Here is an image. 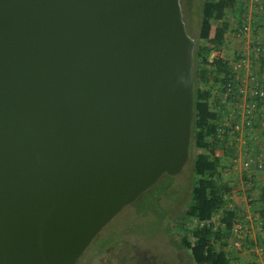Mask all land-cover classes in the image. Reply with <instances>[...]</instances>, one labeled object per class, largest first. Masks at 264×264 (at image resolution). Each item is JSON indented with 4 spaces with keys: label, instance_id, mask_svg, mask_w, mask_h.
<instances>
[{
    "label": "water",
    "instance_id": "obj_1",
    "mask_svg": "<svg viewBox=\"0 0 264 264\" xmlns=\"http://www.w3.org/2000/svg\"><path fill=\"white\" fill-rule=\"evenodd\" d=\"M179 0H0V264H75L188 161Z\"/></svg>",
    "mask_w": 264,
    "mask_h": 264
},
{
    "label": "rangeland",
    "instance_id": "obj_2",
    "mask_svg": "<svg viewBox=\"0 0 264 264\" xmlns=\"http://www.w3.org/2000/svg\"><path fill=\"white\" fill-rule=\"evenodd\" d=\"M201 2L202 0H179L186 33L193 40L198 32ZM213 28L214 25L211 26L210 35L213 33ZM206 62H212L211 58L208 57ZM203 89L211 92L209 99L211 110L215 112L222 110L225 104L221 103L219 84H208ZM230 108V106L227 107V114L230 113ZM222 116L226 117V114ZM221 118L223 119L220 117V120ZM254 134L245 141L248 153H264V136L261 137L259 133L256 134L257 136ZM199 153L202 151L190 150L188 147V160L192 155ZM219 159L222 160L219 166L220 172L214 174L213 178L219 184L229 188L225 196L224 208L235 211L234 225L238 226V229L235 232L231 230L218 239L216 248L224 251L231 264H264V220L258 219V212L262 207L259 195H263L264 192V166L248 179L247 174L232 168L229 151L221 152ZM163 176L166 177V175ZM163 176L154 185L155 187L153 186L158 190L163 187L158 192V206L159 209L161 208L159 214L150 218L145 215L142 218L131 217L133 223H130V227L122 226L118 233L121 235L127 230L133 231L132 234L118 238L117 233L116 236L110 233L111 241L102 229L104 232L100 231L101 236L98 234V237L94 239L97 241L105 238L109 242V247L101 251L97 243L91 242L92 244L86 248L75 264H80L82 256L90 252L93 256L95 255L94 264H194L189 252L180 244V241L182 237L189 240L185 231L194 226L193 222L182 220V218L184 208L189 203L190 189L195 178L193 179L191 175L188 161L176 176H167L168 179ZM161 217L164 224L159 230L157 221ZM216 219L217 217H213L210 221L214 228L218 227ZM88 261L87 258L86 264H91Z\"/></svg>",
    "mask_w": 264,
    "mask_h": 264
},
{
    "label": "trees",
    "instance_id": "obj_3",
    "mask_svg": "<svg viewBox=\"0 0 264 264\" xmlns=\"http://www.w3.org/2000/svg\"><path fill=\"white\" fill-rule=\"evenodd\" d=\"M233 5V0H202L199 10L198 32L194 39L193 99L189 149L201 150L202 153L192 155L188 160L191 175L195 179L190 189L189 203L183 211L182 220L193 222L194 226L185 231L189 240L182 237L180 241V244L189 252L194 264H231L224 251L221 248H216L215 245L218 239L232 230L236 215L234 210L224 208L225 196L228 194L229 188L219 184L213 178L214 174L220 172L219 166L222 161L219 157L214 156V152L216 150H221L223 153L227 151L224 149L225 138L219 140L216 134L224 108L222 107L219 112L212 111L209 102L211 92L208 89H203V87L218 83L220 99H222L224 85L231 80L230 68L224 60L216 58L210 63H207L206 60L210 53L219 52L223 45L225 24L220 23V26L214 29L210 35L212 23L222 21L225 11ZM154 187L141 194L103 228L105 232L103 230L102 232L107 238L108 236L110 238V233L114 236L117 233L116 237L118 238L132 234L133 231L127 230L123 231L121 235L118 233L122 226L130 227V223H133L132 218H142L144 215L150 218L159 214L161 208L159 209L158 206V192L163 187L160 190ZM259 201L262 207L259 209L258 219L264 220V192L263 195H259ZM213 217H217L216 224L218 227L216 228L210 224ZM157 223L159 230H161L164 224L162 217ZM93 242L97 243L101 251L109 247V242L105 238L97 241L94 239ZM94 256L90 252L84 257L82 256L81 262L86 264L88 258V262L94 264Z\"/></svg>",
    "mask_w": 264,
    "mask_h": 264
},
{
    "label": "built area",
    "instance_id": "obj_4",
    "mask_svg": "<svg viewBox=\"0 0 264 264\" xmlns=\"http://www.w3.org/2000/svg\"><path fill=\"white\" fill-rule=\"evenodd\" d=\"M248 9L236 33L246 43L248 73L243 85L238 87L235 74L230 72L231 80L224 85L221 102L231 107L230 113L222 116L216 134L219 140L225 138L224 149L231 154L232 168L247 174L249 179L264 166V153L249 154L245 143L253 133L264 134V72L257 75L249 71L253 64L264 67V0H249ZM220 54L221 50L212 52L209 58L213 61L220 58ZM237 68L239 66L234 65L232 70ZM221 152L216 150L214 156L219 157ZM237 229L234 225L232 231Z\"/></svg>",
    "mask_w": 264,
    "mask_h": 264
},
{
    "label": "crops",
    "instance_id": "obj_5",
    "mask_svg": "<svg viewBox=\"0 0 264 264\" xmlns=\"http://www.w3.org/2000/svg\"><path fill=\"white\" fill-rule=\"evenodd\" d=\"M234 6L225 11L224 18L222 21L212 23L214 25L213 29H216L221 24H225V32L223 35V45L221 47L220 58L224 60L230 68V71L235 74L237 78V86L241 87L245 81V77L248 73V68L245 62L246 58V43L241 37H237V27L244 17L249 13V0H233ZM244 60V62H243ZM234 65H238L239 68L232 70ZM250 72L260 75L264 72V67L257 64L251 65ZM225 104V112L227 113L228 104ZM223 107V108H224ZM256 132V131H255ZM259 133L261 137L264 136L263 133ZM254 134V133H253ZM254 134V135H256ZM257 136V135H256Z\"/></svg>",
    "mask_w": 264,
    "mask_h": 264
}]
</instances>
